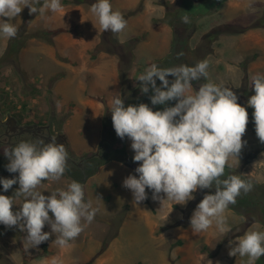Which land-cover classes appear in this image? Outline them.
Instances as JSON below:
<instances>
[{"label":"rangeland","instance_id":"obj_1","mask_svg":"<svg viewBox=\"0 0 264 264\" xmlns=\"http://www.w3.org/2000/svg\"><path fill=\"white\" fill-rule=\"evenodd\" d=\"M68 1L72 3L61 0L63 7L58 13L30 15L25 7L13 19L17 34L30 38L18 58L9 55L11 39L0 36V95L27 116L51 114L64 122L63 130L78 157L96 153L104 136V120L111 116L114 94L119 93L126 104L141 83L136 78L150 65L159 66L166 60L175 51L176 41V50L184 42V54L190 60H207L209 79L230 87L248 112L242 137L246 144L239 161L230 159L227 168L253 185L250 192L241 193V199L262 203L264 143L256 136L254 109L247 100L255 94L248 77L264 73V0H110L113 11H120L127 21L118 34L99 31L90 12L96 0ZM183 16H188L190 23H183ZM38 32L56 46L30 37ZM127 146L126 163L111 161L84 184L85 201L91 200L98 212L70 247L55 245L53 234L25 251L26 233L0 224V264H49L53 256L62 264H192L185 259L186 246L174 234L191 229L190 218L197 204L205 194L214 193L198 189L193 193L195 199L186 205L162 204L146 189L148 199L133 207L132 193L122 184L130 174L138 177L135 168L139 164L133 161L131 140ZM72 181L76 180L66 169L60 180L42 181L37 191L49 196ZM13 186L19 188L18 183ZM241 199L225 213L230 232L215 234L211 228L204 232H213L212 252L218 248L220 252L229 236L234 240L249 230L264 232L263 208L252 201L242 204ZM22 202V197H13V210H19ZM43 231L50 232V226L46 224ZM161 239L164 244L158 243ZM255 264H264V256Z\"/></svg>","mask_w":264,"mask_h":264},{"label":"clouds","instance_id":"obj_2","mask_svg":"<svg viewBox=\"0 0 264 264\" xmlns=\"http://www.w3.org/2000/svg\"><path fill=\"white\" fill-rule=\"evenodd\" d=\"M25 7L30 15L44 16L46 12H60L63 6L61 0H43L42 5L41 0H0V36L16 37L18 28L12 21ZM90 12L101 32L118 34L127 27L122 13L113 11L110 0H96ZM182 22L190 23L189 17L183 16ZM208 68L207 60L194 66L172 68L152 64L136 78L141 82V93L151 90L152 105L176 101L175 105L162 111H153L145 103L125 106L121 95L115 93L109 110L116 135L122 140L125 137L131 140L133 161L139 164L135 168L138 177L130 174L122 184L132 193L133 207L148 199L146 189L151 191L153 200H160L162 204L169 201L186 205L195 199L193 193L198 189L214 187V194H205L197 204L190 227L193 234H199L215 225L220 234H226L231 231L225 215L229 205H234L242 192L247 194L253 187L238 175L221 179L225 167L231 166L229 160H238L246 144L242 137L246 133L248 112L237 102L238 96L230 87L209 79ZM169 76L174 79L170 81ZM201 78L208 82L193 91L192 82ZM248 79L255 94L247 104L254 109L256 136L264 143V73L251 74ZM4 155L9 160L7 171L18 176L0 179V185L7 192L18 183L15 196L22 197L23 202L19 210L13 211V198L0 195V224L18 227L26 233L25 251L48 241L53 234L55 245L70 247V242L94 220L98 209L91 200L85 201L84 187L77 181L69 183L66 189H56L49 196L37 191L42 181H58L64 175L68 161L65 145L57 144L56 137L50 143L38 138V143L21 141L9 146L4 149ZM46 224L50 232L43 231ZM228 246L229 256L247 257L246 264H255L264 256V232L246 231L229 240ZM49 264L62 262L53 256Z\"/></svg>","mask_w":264,"mask_h":264},{"label":"water","instance_id":"obj_3","mask_svg":"<svg viewBox=\"0 0 264 264\" xmlns=\"http://www.w3.org/2000/svg\"><path fill=\"white\" fill-rule=\"evenodd\" d=\"M177 46H178V42L176 41V46L174 49L176 52L172 51L167 57V59L161 62L158 67L172 68L180 65L194 66L197 62L200 61L198 59L190 60L189 57H187V55L184 54V50H183L184 42H182L181 44L182 46L181 49L179 48V50H176ZM168 79L171 81L174 78L169 76ZM207 82H208L207 80L201 78L200 80L193 81L192 84L195 90L198 91L199 86ZM160 83L161 82L157 78V86H160ZM151 95H152L151 90L147 94H142L140 88H138V90L134 91L131 94L125 106L128 105L138 106L140 103H145L148 104L149 107L153 109V111H157V110L162 111L165 107L174 106L176 103V101H169L167 102L166 105H152L149 99ZM1 98L3 99V97L0 95V100ZM104 126H105L104 136H103V140L100 143V147L98 151L96 153L87 154L82 157L77 156V154L74 152L72 148V144L70 142L68 134L61 129L60 136L62 140H60V144L65 145L66 151L68 153L67 171L77 182L81 183L83 186L87 182L89 177L99 172L100 168L108 164L109 162L116 160L126 163L128 161L129 156H128L127 145L130 139L125 137L122 140L116 135L112 124L111 116H108L104 120ZM229 175H234V173L232 172L231 169L225 167V174L224 176L221 177V179H226ZM209 190L213 193L215 191L214 187ZM244 198H247V196ZM239 199H241V195L237 197L236 203L234 205H229V206L235 207V205L238 204ZM251 201L255 203L257 206L258 203H256L257 202L256 199ZM251 201L241 199L242 204L244 203L248 204ZM260 204L264 205V201Z\"/></svg>","mask_w":264,"mask_h":264},{"label":"flooded vegetation","instance_id":"obj_4","mask_svg":"<svg viewBox=\"0 0 264 264\" xmlns=\"http://www.w3.org/2000/svg\"><path fill=\"white\" fill-rule=\"evenodd\" d=\"M4 93H8L5 91ZM8 95V94H7ZM8 98V97H7ZM64 122L57 121L53 115L41 117L27 116L25 112L18 109L15 103L6 97L0 100V179H12L16 173L7 171L8 158L4 155V149L9 146H15L21 141L38 143V138L43 139L45 143H50L52 137H56V143L60 144L62 140L60 133L63 130ZM2 185H0V195L2 193ZM14 188V186H12ZM15 189V188H14ZM260 208L262 204H257Z\"/></svg>","mask_w":264,"mask_h":264},{"label":"crops","instance_id":"obj_5","mask_svg":"<svg viewBox=\"0 0 264 264\" xmlns=\"http://www.w3.org/2000/svg\"><path fill=\"white\" fill-rule=\"evenodd\" d=\"M211 229L215 234L217 233L215 225H213ZM213 232L211 233V231H209L208 233L201 232V235H189L193 233L189 228L186 229L185 232H177L174 235H176L175 237L177 239H181L179 240V243H183L184 246H186L187 253L185 259L193 261L192 264H210L209 261H211V264H246L247 260L244 261L243 258L231 257L228 255V244L220 247V252L219 248L216 252H212L209 245L212 244L210 239ZM158 243L164 244L163 239H161ZM165 250H167V248Z\"/></svg>","mask_w":264,"mask_h":264},{"label":"trees","instance_id":"obj_6","mask_svg":"<svg viewBox=\"0 0 264 264\" xmlns=\"http://www.w3.org/2000/svg\"><path fill=\"white\" fill-rule=\"evenodd\" d=\"M67 3H72V2H69L68 0H66ZM84 0H76L75 4H79V3H82ZM220 1H223V0H220ZM43 32H38L37 34H31L30 37H36V38H40V39H44L46 40L47 42H49V44H51L52 46H56V43L55 41H52V40H48L46 39L44 36H42ZM28 34H26V37H23V36H20V35H16L15 38H12L11 41L9 42V55L10 56H13L14 58H18L19 54L21 53L22 49L26 46V41H27V37L28 39L29 38V35L27 36ZM141 74V72H139ZM251 124H249L250 126ZM227 167V166H226ZM3 189V187H2ZM15 189L14 188H11L9 189L7 192H5L4 190H2V193L1 195H6V196H9V197H16L15 196ZM15 211V210H13ZM241 235V234H240ZM239 236V235H238ZM234 236H229L228 239H226L225 241H229L230 239H233ZM43 248L47 251L48 250V245L45 243L43 245Z\"/></svg>","mask_w":264,"mask_h":264}]
</instances>
